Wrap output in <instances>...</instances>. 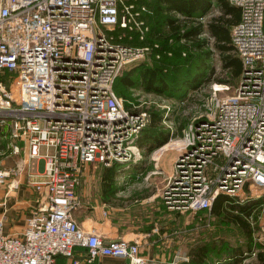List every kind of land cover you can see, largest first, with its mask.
Listing matches in <instances>:
<instances>
[{"label": "built area", "instance_id": "1", "mask_svg": "<svg viewBox=\"0 0 264 264\" xmlns=\"http://www.w3.org/2000/svg\"><path fill=\"white\" fill-rule=\"evenodd\" d=\"M228 1L240 10L230 40L242 71L233 93L213 84L183 135L170 137L179 150L163 190L171 209H210L218 193L240 198L246 183L264 187V0ZM152 12L139 0H0V113L12 118L9 149L24 154L15 165L0 162V185L25 182L36 194L21 232H6L0 215V264H58L59 254L80 264L76 247L88 248L89 262L147 263L138 239L87 229L77 210L90 164L143 157L138 138L150 112L120 95L115 81L159 46L122 41L126 30L146 39ZM166 117L173 133L175 115Z\"/></svg>", "mask_w": 264, "mask_h": 264}, {"label": "rangeland", "instance_id": "2", "mask_svg": "<svg viewBox=\"0 0 264 264\" xmlns=\"http://www.w3.org/2000/svg\"><path fill=\"white\" fill-rule=\"evenodd\" d=\"M219 12L218 4L213 1L203 15L202 21L206 22L212 15L219 14ZM177 15L181 16L178 13ZM119 31L115 29L113 33L117 34ZM126 32L122 41L132 40L135 37L133 34L131 36L128 30ZM169 33V28L162 29L159 36L164 39L155 41L159 43V46L154 47L145 60L159 59L163 54L171 56L175 47H180L184 54L188 53L191 49L190 41L182 37L176 38ZM200 38L206 40L205 47L210 50L208 62L211 69L207 76L198 83L197 88L187 89L184 94V101L166 92L159 93L146 90L142 85L129 89L132 93L130 98L133 101L142 102V105L148 109L152 107L166 108L170 115H175L174 138H180L183 135L182 128L198 115L202 103L212 92L213 84L224 83L229 86L227 90H221V94L233 93L238 84V78L234 79L232 84L220 82L217 79L227 78L228 72L221 66L220 55L214 46L213 37L204 31L200 34ZM164 40L167 42L168 47L163 46L162 42ZM155 42L149 41L146 44L153 46ZM158 52L160 53L159 57H157ZM137 61L126 66L130 68ZM13 92L15 95L18 93L16 88H13ZM11 119L10 116L0 113V159L6 160L7 166L15 165L24 156L22 151L14 153L8 147ZM177 146L173 144L166 150L157 147L150 153L147 152V145L140 146L143 157L138 161L120 162V171L115 176L118 192L115 195H106V197H103L102 194L101 176L104 165L99 163L90 164L82 188L83 204L77 210V217L79 216L80 220L88 219L89 228L92 226V222L97 224L99 228H96V230L103 232V221L106 218L103 210L106 202L120 207L109 214L112 215V220L113 217L116 220L119 219V224L121 223L124 227L145 228L150 218V208L153 206L151 204L162 199L165 204L163 190L168 184L169 177L174 169V162L179 155ZM161 150L163 151L159 156ZM240 194V198L234 196L238 202L260 199V201L253 204L250 213L246 216L250 225L249 236L244 234L238 225L226 220L223 216L214 215L210 212V209L188 210L184 216V222L179 223L180 227L183 228L178 233L176 240H173L175 243L174 248L172 252L166 254V260L175 264L181 261L191 262L190 248L198 243H206L210 247L216 246L215 249L220 247L221 250L219 252L209 251L204 264H259L257 252L262 251L264 253V237L259 233L260 222H264V187L250 182L243 187ZM154 197H158L157 200L151 199ZM148 200H152V202L146 203ZM109 215H107V218ZM107 227L109 228L108 224ZM248 243L251 245L250 248H246ZM237 246L244 248L239 254L231 251ZM253 250L255 254H251Z\"/></svg>", "mask_w": 264, "mask_h": 264}, {"label": "trees", "instance_id": "3", "mask_svg": "<svg viewBox=\"0 0 264 264\" xmlns=\"http://www.w3.org/2000/svg\"><path fill=\"white\" fill-rule=\"evenodd\" d=\"M213 1L218 4L219 14L212 15L206 22L198 20L196 17L204 15ZM140 2L146 3L153 9V12L147 16L151 31L146 39H140L134 32L135 37L132 40H123L124 42L141 45L149 41H161L164 39L159 36L162 29L169 28V34H173L174 37H184L189 40L191 49L184 54L180 47H175L171 56L163 54L159 59L151 61L141 59L133 63L134 65L130 68L125 66L115 81V89L120 95L130 98L132 93L129 89L142 85L146 90L166 92L171 96H176L177 99H184L187 89L197 88L198 83L207 76L211 69L208 62L210 50L205 47L206 40L200 38V34L204 31L213 37L214 46L220 55L221 66L228 72L227 78L217 79L220 82L231 84L236 78L239 81L242 63L230 40L232 25L238 20L240 14L238 6L231 4L228 0H140ZM177 13L183 16H178ZM162 44L168 47L165 40ZM148 110L150 121L142 129L138 144L147 145V152L150 153L157 147L165 145L174 131L172 133L171 127L163 124V120L169 117H166V108L152 107ZM120 166V162H115L110 166L104 165L101 176L103 197L116 194L118 188L115 176L120 171ZM257 201L260 199L238 202L234 196L218 193L212 201L210 212L235 223L244 234L249 236L250 225L246 216ZM249 244L246 248H250ZM215 247L214 245L210 247L206 243L195 244L189 252L192 257L191 262L181 261L177 264H204L209 251L219 252L221 250L220 247L217 249ZM81 248L88 257V248ZM243 250V247L237 246L231 251L239 254ZM75 256L78 257L76 250ZM257 256L259 264H262L264 253L259 251Z\"/></svg>", "mask_w": 264, "mask_h": 264}, {"label": "crops", "instance_id": "4", "mask_svg": "<svg viewBox=\"0 0 264 264\" xmlns=\"http://www.w3.org/2000/svg\"><path fill=\"white\" fill-rule=\"evenodd\" d=\"M153 10V9H152ZM148 19V18H147ZM173 141L171 138L167 141ZM166 142V143H167ZM166 145V144H165ZM173 145V144H171ZM164 146V144H163ZM160 146L159 149H162ZM159 152V156L162 153ZM2 164L6 165V160L0 159ZM88 168L83 177L82 185L79 187L81 194L83 195V185L85 177L87 176ZM249 183H246V186ZM249 186V185H248ZM118 192V191H117ZM116 192V193H117ZM36 194L32 187L25 182H22L19 187L7 191V185H0V215H5V230L10 233L21 232L25 226V220L30 213L32 207L35 205ZM158 197L151 198L152 200H157ZM152 200H148L146 203H151ZM150 208V218L146 223L145 228L140 229L131 228V226L124 227L121 223L119 224V219H115L111 212L113 210H118L116 204L104 203V209H108V213L105 214L106 218L103 221V232L107 237H125L127 239H138L141 243L140 251L141 254L147 258L146 264H172L166 260V254L172 252L178 233L181 232L183 227H180V222H184V216L187 214L188 210H175L166 206L163 199L160 201L153 202ZM107 215L108 218H107ZM104 217V216H103ZM80 223L87 229L99 228L97 224L92 222V228L88 227L87 221L80 220ZM109 225V228L107 227ZM184 230V229H183ZM76 252L78 253V258L81 259L80 264H126V258L114 257V256H97L91 262L88 261L85 252L82 251L81 247H76ZM58 264H72V259L59 254L57 256Z\"/></svg>", "mask_w": 264, "mask_h": 264}, {"label": "bare ground", "instance_id": "5", "mask_svg": "<svg viewBox=\"0 0 264 264\" xmlns=\"http://www.w3.org/2000/svg\"><path fill=\"white\" fill-rule=\"evenodd\" d=\"M216 85V87L218 88V89H223L224 87H222V86H220V85H218V84H215ZM180 141V140H179ZM178 141V142H179ZM173 142H175V140H173V141H169L168 143H166V145H164L163 147H162V149H168L170 146H171V144H173Z\"/></svg>", "mask_w": 264, "mask_h": 264}, {"label": "water", "instance_id": "6", "mask_svg": "<svg viewBox=\"0 0 264 264\" xmlns=\"http://www.w3.org/2000/svg\"><path fill=\"white\" fill-rule=\"evenodd\" d=\"M125 262H126V264H130L131 263V259L129 257H127Z\"/></svg>", "mask_w": 264, "mask_h": 264}]
</instances>
